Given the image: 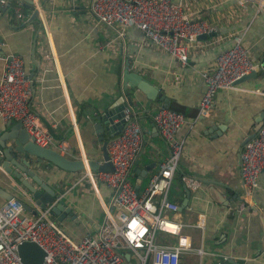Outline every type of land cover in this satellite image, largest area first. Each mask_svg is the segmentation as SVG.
I'll return each mask as SVG.
<instances>
[{"label":"crops","instance_id":"0c3cea01","mask_svg":"<svg viewBox=\"0 0 264 264\" xmlns=\"http://www.w3.org/2000/svg\"><path fill=\"white\" fill-rule=\"evenodd\" d=\"M8 1V7L0 6V74L8 55L21 57L31 76L28 104L52 133L51 148L69 159L101 161V142L92 128L97 123L94 116L106 98L122 95L120 74L127 60L130 70L156 85L167 98L168 107L181 111L186 118L176 132L183 148L167 199L180 206L186 197L185 177L196 181L197 186L190 188L185 183L189 189L186 205L164 214L176 220L180 232L191 241V250L181 252L177 264H264V172L258 175L257 187L247 195L238 165L242 142L254 135L257 119L264 113L260 96L264 91L263 72L257 69L255 78L236 84L242 92L218 89L210 115L202 118L197 115L204 88L200 71L213 68L215 54L229 48L230 39H219L212 46L201 40L190 49L187 64L179 67L173 57L155 50L134 28L126 30L122 54L112 30L105 29L106 35L101 32L86 14L82 0ZM184 1L196 17L212 25L214 39L243 32L241 46L247 50V58L257 64L264 52V10L255 11L251 0H244L241 10L235 0ZM17 2L22 4L18 10L23 16L15 13ZM33 8L38 11L36 21H31L30 15L24 17ZM244 90L253 93L245 94ZM125 94L141 130L140 148L131 167L133 185L134 174H144L138 186L140 192L148 177L157 172L158 162L167 156L168 148L152 120L161 103L145 99L134 88H127ZM5 122L0 119V133ZM34 171L59 197H66L73 218L66 216L57 222L69 237L77 241L99 229L110 190L95 172L94 178L84 176V170L71 174L46 162ZM0 188L34 210L28 193L1 165ZM3 200L0 198V203ZM174 238L159 232L156 242L172 244ZM127 252L129 257L121 264H139L129 249Z\"/></svg>","mask_w":264,"mask_h":264},{"label":"built area","instance_id":"2783aa9c","mask_svg":"<svg viewBox=\"0 0 264 264\" xmlns=\"http://www.w3.org/2000/svg\"><path fill=\"white\" fill-rule=\"evenodd\" d=\"M255 11L264 10V0H251ZM86 14L97 28L105 33L110 29L115 45L124 51L126 30L134 28L155 50L173 57L179 67L187 64L188 53L196 48L205 35L204 45L212 46L217 40L230 39L229 48L215 54L214 66L200 71L203 90L197 115L207 117L212 110L213 96L218 89L230 90L243 74L257 70V65L246 56L241 46L243 32L212 37V25L196 17L189 3L179 0H82ZM239 10L244 0H235ZM15 13L23 16L18 9ZM8 7V0H0ZM29 16L28 13L24 17ZM106 35V33H105ZM209 38L212 40L207 41ZM32 86L28 71L18 55H8L0 74V119L19 121L21 128L39 146L53 143L48 127L30 109ZM122 125L106 143L111 171L96 173L110 190L108 205H103L105 216L99 229L87 232L79 240L69 237L59 223L49 215L51 204L34 213L26 211L16 197L0 203V264H22L16 247L23 241L36 243L43 251L42 264H121L123 250L129 249L139 264H177L181 252L191 250L189 236L180 232V224L165 213L177 211V204L167 199L174 170L183 148L176 137L178 128L186 118L181 111L158 107L152 114L159 136L168 148L167 156L158 162V170L147 179L142 191L136 192L131 183L130 170L141 143V130L135 118L133 105L123 93ZM264 97V91H261ZM62 149L63 146L59 144ZM241 183L247 195L257 187L258 175L264 172V120L256 133L240 148L238 155ZM84 176H90L84 171ZM94 178V177H93ZM196 188L197 182L184 179V184ZM185 184V185H186ZM159 196V198H156ZM162 232L175 236L173 243H157L156 234ZM196 253L200 254V250ZM148 258V260H147Z\"/></svg>","mask_w":264,"mask_h":264},{"label":"water","instance_id":"95a60500","mask_svg":"<svg viewBox=\"0 0 264 264\" xmlns=\"http://www.w3.org/2000/svg\"><path fill=\"white\" fill-rule=\"evenodd\" d=\"M36 16L37 10L33 9L29 18L31 21H36ZM205 38L206 36L203 34L197 37L199 40H204ZM257 65L258 71H262L264 76V52L258 58ZM256 74L255 71L243 74L234 83L239 84L248 79L255 78ZM120 81L123 93H126L127 88H134L136 91L140 92L145 99L160 102V107H168L169 102L167 98L161 94L157 86L141 74L130 70L127 60L123 61ZM235 90L242 92V90L237 88L233 89V91ZM243 93L252 94L253 91L244 90ZM260 96L264 101L263 95L261 94ZM123 105V97L120 95L112 100L106 98L101 104V110L99 111L97 108L98 113L96 112L97 114L94 116L97 123L95 122L96 124H94L92 128L96 138L101 142L100 147L102 154L100 162L86 158L69 159L49 146L36 145L32 138L21 128L19 121H6L5 129L0 133V165L6 174L10 178L16 180L19 186L28 193L29 198L35 205L39 208H43L44 205L51 204L49 215L56 221L59 222L66 216L73 218V212L70 206L67 205L66 197H59L48 184L41 180L34 170L36 167H39L42 162H46L62 172L71 174L79 170H84L85 168H87L89 172L111 171L112 166L108 161L106 143L110 136L116 134L121 128ZM259 117L256 126L253 128L254 133H256L258 128L262 125L264 113L262 112ZM252 136L251 134L247 136L243 140L242 145ZM133 170L134 167L131 169V175H133ZM143 176L144 174H134L136 178L134 189L136 191L138 190ZM183 187L186 197L181 202L180 206H177V210L185 206L188 200L189 189L185 184H183ZM10 197H12L11 193L5 192L0 188V198L7 199ZM243 199H246L245 194ZM215 200L219 199L217 198ZM21 204L26 211L34 213L26 202L21 200ZM16 252L22 264H42L44 251L34 242L23 241L19 243L16 247ZM123 257L128 258L129 253L124 252Z\"/></svg>","mask_w":264,"mask_h":264},{"label":"clouds","instance_id":"9594fccd","mask_svg":"<svg viewBox=\"0 0 264 264\" xmlns=\"http://www.w3.org/2000/svg\"><path fill=\"white\" fill-rule=\"evenodd\" d=\"M33 9H35V8H33ZM37 10V9H36ZM37 13H38V11H37ZM231 41V40H230ZM230 43H232V42H230ZM256 64V63H255ZM257 65V64H256ZM257 69H258V65H257ZM255 72H258L257 70L255 71ZM236 85V84H235ZM128 96V95H127ZM128 98H129V96H128ZM129 100H130V98H129ZM132 104V103H131ZM160 107V106H159ZM167 108H169V107H167ZM49 147H51V145H48ZM53 149V148H52ZM58 152V151H57ZM59 153V152H58ZM60 154V153H59ZM62 155V154H61ZM84 171H87V168H85L84 169ZM99 172V171H98ZM88 173L90 174V176H94V174H93V172H89L88 171ZM95 173H97V172H95ZM130 173H131V170H130ZM130 177H131V174H130ZM132 183V182H131ZM133 185V184H132ZM133 188H134V185H133ZM136 191V190H135ZM136 192H138V190L136 191ZM10 198H13V197H10ZM16 198H18L19 200H20V202H21V199L19 198V197H16ZM159 198V197H158ZM7 199H9V198H7ZM5 200V199H4Z\"/></svg>","mask_w":264,"mask_h":264},{"label":"trees","instance_id":"16d2710c","mask_svg":"<svg viewBox=\"0 0 264 264\" xmlns=\"http://www.w3.org/2000/svg\"><path fill=\"white\" fill-rule=\"evenodd\" d=\"M29 15H30V14H29ZM169 108H170V109H175V108H173L172 106H170ZM175 110H176V111H179V110H177V109H175Z\"/></svg>","mask_w":264,"mask_h":264},{"label":"rangeland","instance_id":"374dc122","mask_svg":"<svg viewBox=\"0 0 264 264\" xmlns=\"http://www.w3.org/2000/svg\"><path fill=\"white\" fill-rule=\"evenodd\" d=\"M14 122V121H13ZM159 233L156 234V237L158 236ZM123 252H127V250H123Z\"/></svg>","mask_w":264,"mask_h":264}]
</instances>
